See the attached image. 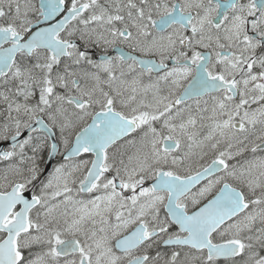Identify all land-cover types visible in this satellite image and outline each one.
<instances>
[{
	"label": "snow or ice",
	"instance_id": "1",
	"mask_svg": "<svg viewBox=\"0 0 264 264\" xmlns=\"http://www.w3.org/2000/svg\"><path fill=\"white\" fill-rule=\"evenodd\" d=\"M0 264H264V0H0Z\"/></svg>",
	"mask_w": 264,
	"mask_h": 264
}]
</instances>
